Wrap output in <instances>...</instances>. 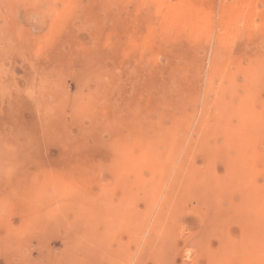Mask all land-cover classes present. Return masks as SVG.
I'll return each mask as SVG.
<instances>
[{"label":"rangeland","instance_id":"obj_1","mask_svg":"<svg viewBox=\"0 0 264 264\" xmlns=\"http://www.w3.org/2000/svg\"><path fill=\"white\" fill-rule=\"evenodd\" d=\"M81 263L264 264V0H0V264Z\"/></svg>","mask_w":264,"mask_h":264},{"label":"bare ground","instance_id":"obj_2","mask_svg":"<svg viewBox=\"0 0 264 264\" xmlns=\"http://www.w3.org/2000/svg\"><path fill=\"white\" fill-rule=\"evenodd\" d=\"M55 203L58 205V204L60 203V201H56ZM54 207H55V206H54ZM61 207H62V206H61ZM69 207H70V206H69ZM59 211H60V210H59ZM70 211H71V210H70ZM74 211H75V210H74ZM74 211H73V212H74ZM61 212H63V211L61 210ZM71 212H72V211H71ZM64 213H67V216L65 217V220L68 221V218H70V217H69V214H68L69 212H64ZM64 213H63V215H64ZM74 213H75V212H74ZM59 215H60V214H59ZM61 215H62V214H61ZM61 215H60V216H61ZM70 215H71V214H70ZM72 215H73V214H72ZM78 216H79V215H78ZM59 218H61V217H59ZM73 218H74V216H73ZM56 219H57V218H55V221H56ZM63 220H64V219H63ZM69 220H70V219H69ZM66 221H65V222H66ZM67 223H68V222H67ZM68 224H69V223H68ZM44 225H45V222H44ZM70 226H71V225H70ZM69 233H70V232H69ZM67 234H68V232H67ZM70 234H71V233H70ZM70 234H68V235H70ZM70 236H71V235H70ZM67 237H68V236H67ZM62 238H63V237H62ZM63 239H65V238H63ZM69 239H70V237H69ZM69 239H68V240H69ZM59 240H60V239H59ZM60 242H61V241H60ZM67 242H68V241H67ZM67 242H66V244H67ZM63 246H64V245H63ZM66 246H68V245H66ZM81 264H82V263H81Z\"/></svg>","mask_w":264,"mask_h":264}]
</instances>
